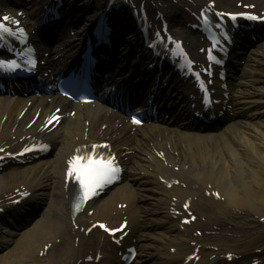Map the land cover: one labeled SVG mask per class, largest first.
<instances>
[{
    "label": "bare ground",
    "instance_id": "bare-ground-1",
    "mask_svg": "<svg viewBox=\"0 0 264 264\" xmlns=\"http://www.w3.org/2000/svg\"><path fill=\"white\" fill-rule=\"evenodd\" d=\"M85 1L81 2L82 5ZM152 1L157 5L163 3V0ZM242 1L245 4L253 1L264 8V0ZM30 3L33 4L30 18L35 19L37 3L34 0ZM165 11L169 12L170 8ZM29 15L30 12H27ZM188 15L185 12L183 18L176 19L178 31L187 32L183 24H186ZM92 18L88 17L86 23L89 24ZM83 28L79 31L80 35ZM131 40L136 41V37L132 36ZM58 48L59 44L55 41L51 64L55 62L53 56ZM242 58L245 60L242 72L231 84L232 89L229 88L230 104L237 110L234 113L238 116L235 122L214 134L189 133L158 123L150 125L157 132H149V143L162 149L171 169L159 161L153 165H139L140 172L135 184H132L131 193L126 191L125 196L123 193V196L115 194V199H123L128 204L129 210L123 212L130 221L131 233L137 242L138 257L134 264H183L185 256L197 246L200 259L196 264H230L225 257L228 253L235 258L231 264H251L257 258L260 264L264 261V239L261 237V231H264V42L246 51ZM6 101L7 98H0V106ZM226 103H223L224 107ZM178 115H186L185 110ZM10 121L11 118L4 120L2 129ZM106 126L113 129L110 122H106ZM79 129L82 130L81 127ZM75 135H78L77 130L75 133L68 130L61 136L53 137L60 144L54 145L53 153L47 160L1 174L0 191L18 183L41 185V190L36 193L40 195L46 188L50 199L58 184L56 181L63 173L60 161L77 144L70 140ZM106 135L112 134L106 132ZM131 137L133 140L127 146L130 137L118 139L114 134L109 139L118 153L128 147L137 149V152L146 150L148 142L136 134ZM133 159H138L136 151ZM160 177L176 178L180 183L169 189L161 183ZM212 191H218L223 199L207 195ZM110 196L95 202L92 214L78 216V224L117 220L122 210L109 199ZM186 200L191 202L196 219L189 225H179L171 211ZM43 216L32 221L30 228L14 233L12 237H5L0 231V264H85L78 262L89 250L99 247V236L94 231L88 237L73 231L63 203L56 201L52 210ZM199 229L202 235H194ZM256 233L254 238L252 234ZM56 235L62 239V245L51 248L46 260L33 256L35 249L37 251L43 242ZM76 237L79 243L75 247ZM257 239L260 241H255ZM172 248L176 250L175 254L170 252Z\"/></svg>",
    "mask_w": 264,
    "mask_h": 264
},
{
    "label": "snow or ice",
    "instance_id": "snow-or-ice-1",
    "mask_svg": "<svg viewBox=\"0 0 264 264\" xmlns=\"http://www.w3.org/2000/svg\"><path fill=\"white\" fill-rule=\"evenodd\" d=\"M249 18L257 19L258 17L250 16ZM3 19L8 20L10 18L4 17ZM233 19H235V17H233ZM7 31L8 29L3 24H0V32ZM7 64H14V62L0 61V67H4ZM52 119H56L55 115L52 116ZM133 121L137 123L139 122L135 119V117H133ZM83 159H87V163H83ZM69 165L70 167L68 174L70 176L74 174L80 181L85 198L91 194L95 188L101 186L103 183L109 182L111 179H114V174L118 171V169L114 166V161L112 158H108L107 160H97L93 157L81 158L77 156L73 160L69 161ZM100 226L102 228L104 227V225Z\"/></svg>",
    "mask_w": 264,
    "mask_h": 264
},
{
    "label": "rangeland",
    "instance_id": "rangeland-1",
    "mask_svg": "<svg viewBox=\"0 0 264 264\" xmlns=\"http://www.w3.org/2000/svg\"><path fill=\"white\" fill-rule=\"evenodd\" d=\"M252 236H253L254 238H256V237H257V233H256V234H252ZM262 238H264V237H262ZM262 238H260V239H262ZM260 239H257V240H255V241H260Z\"/></svg>",
    "mask_w": 264,
    "mask_h": 264
}]
</instances>
